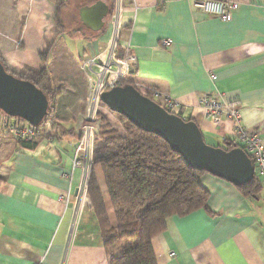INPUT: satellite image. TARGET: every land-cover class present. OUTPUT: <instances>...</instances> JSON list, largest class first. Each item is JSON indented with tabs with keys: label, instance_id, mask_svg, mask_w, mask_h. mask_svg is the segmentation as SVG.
Segmentation results:
<instances>
[{
	"label": "crops",
	"instance_id": "crops-1",
	"mask_svg": "<svg viewBox=\"0 0 264 264\" xmlns=\"http://www.w3.org/2000/svg\"><path fill=\"white\" fill-rule=\"evenodd\" d=\"M196 1L121 0L118 44L136 58L130 79L184 107L181 118L194 121L207 144H238L233 122L215 125L199 107L201 95L219 91L226 100L239 101L240 125L257 132L264 144V0H212L238 3L229 22L200 12ZM54 15L47 0H0V56L7 68L37 71L49 47L45 67L58 93L50 103L53 122L39 128L32 148L0 142V264H108L87 195L78 196L83 175L74 161L87 96L80 63L106 45L113 24L109 19L95 32L79 19L89 34L76 40L70 36L84 48L81 55L76 47L68 49L78 64L73 76L61 77L69 90H58L50 60L67 29L62 14L63 29H56ZM163 40L170 46H162ZM10 120L0 114V133ZM97 179L111 217L99 170ZM198 183L208 192L206 209L166 221V230L152 240L156 263L264 264V184L259 182V194L249 197L207 173Z\"/></svg>",
	"mask_w": 264,
	"mask_h": 264
},
{
	"label": "trees",
	"instance_id": "trees-1",
	"mask_svg": "<svg viewBox=\"0 0 264 264\" xmlns=\"http://www.w3.org/2000/svg\"><path fill=\"white\" fill-rule=\"evenodd\" d=\"M47 1L55 11L56 29H63L61 14L67 6L66 0ZM48 54L49 47L41 53L43 65L37 71L14 72L7 68L1 56L0 62L8 73L40 89L48 97L50 105L58 93L51 87V78L45 67ZM123 85L133 86L134 81L129 79L121 83ZM96 119L99 125L94 139L86 193L100 228L107 262L157 264L152 240L166 230V221L172 216H184L206 209L208 192L198 183L204 172L191 169L163 139L137 128L123 117V134L100 112H97ZM48 122H53L50 108L47 117L37 128ZM38 137L33 143H24L1 132L0 142L11 140L22 148L30 149ZM234 147L240 146L226 140L222 149L230 150ZM97 170L104 180L112 218L98 185ZM236 188L249 197H256L261 190L255 176L247 185Z\"/></svg>",
	"mask_w": 264,
	"mask_h": 264
},
{
	"label": "water",
	"instance_id": "water-1",
	"mask_svg": "<svg viewBox=\"0 0 264 264\" xmlns=\"http://www.w3.org/2000/svg\"><path fill=\"white\" fill-rule=\"evenodd\" d=\"M109 14L110 7L96 1L79 10V19L86 28L98 32ZM100 102L137 128L163 139L193 170L235 187L247 185L255 176L254 167L242 148L224 150L207 144L194 121L168 113L132 85L116 86L103 92ZM49 106L48 97L40 89L8 73L0 62V112L38 127L47 117Z\"/></svg>",
	"mask_w": 264,
	"mask_h": 264
},
{
	"label": "built area",
	"instance_id": "built-area-1",
	"mask_svg": "<svg viewBox=\"0 0 264 264\" xmlns=\"http://www.w3.org/2000/svg\"><path fill=\"white\" fill-rule=\"evenodd\" d=\"M238 6V3L233 1L197 0L194 3V7L200 12L217 17L224 22H229L232 19ZM120 10L121 0H113V6L109 14L113 29L108 42L104 47L99 48L96 54L84 58L80 63L81 71L85 75L87 82L85 114L79 129L80 136L75 147L76 160L74 161V166L80 167L83 175L82 182L78 188L80 199L87 195V181L92 165L91 147L93 136L96 134L94 133V125H96V114L101 103L100 96L103 92L129 81L136 65V58L130 53L128 46L120 47L118 44V13ZM170 44V40L162 41V46H170ZM16 45H20V41H17ZM210 78L212 81L215 80L213 75H210ZM133 87L141 95L154 101L168 113L181 117L184 107H181L161 91L145 89L136 82ZM198 104L203 111L205 119L213 124L219 125L224 120L234 123L233 134L239 142L238 145L242 147L250 159L256 179L264 184V144L257 132H248L240 125L239 101H228L221 92L215 91L201 95ZM10 119L4 129L6 134L24 143L36 141L39 135L37 127L30 126L20 119ZM170 257H174V253H170Z\"/></svg>",
	"mask_w": 264,
	"mask_h": 264
},
{
	"label": "rangeland",
	"instance_id": "rangeland-1",
	"mask_svg": "<svg viewBox=\"0 0 264 264\" xmlns=\"http://www.w3.org/2000/svg\"><path fill=\"white\" fill-rule=\"evenodd\" d=\"M96 1L97 0H67L68 5L66 6V8L62 12V20L64 21V25L67 29V34L65 35L64 38L62 37L60 40H58L56 42V45H55L56 52L54 54L52 53V58L50 60V72L52 71V73L54 74L53 80H52L53 86H55V88L58 90L59 89H61V90L68 89V86L64 85L61 82V77L63 78V75H65V74L68 75V73L72 74V76H73L74 75L73 67L77 66V64H78V59H77L76 55L73 52H70L68 49L76 47L78 54L81 55L80 51L83 52V48H84V45H83V43H81V41H72L70 36H72L73 38L75 37L74 40H76V38H78V37H79V39L80 38L82 39L84 37V35L89 34V32H87L81 26V23L79 21V15H78L79 10L82 6L92 5ZM109 2H110V4H111V2L113 3V1H111V0H109ZM108 20H109V16H107L105 22ZM36 59H37V61H39L38 57H36ZM64 62H69V63H71V65H69L68 68L65 69V68L60 66ZM79 77L85 83V85H87L86 77L83 74V72H82V75ZM81 80H79V79L76 80V78H75V81L77 84H81L80 83ZM98 112H100L106 118V120L120 134H123V129H122L123 122L121 121V116L110 112L103 105H99ZM0 114L5 116L2 112H0ZM84 114H85V112H84ZM95 124L96 125H94V127H95L94 133L97 132V128L99 125L98 119L96 120ZM95 136H96V134H94V136H93L92 147H91L92 150L94 149ZM219 147L223 148V145H220ZM111 217H112V214H111Z\"/></svg>",
	"mask_w": 264,
	"mask_h": 264
}]
</instances>
